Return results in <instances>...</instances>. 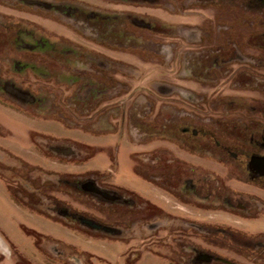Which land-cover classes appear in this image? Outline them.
I'll use <instances>...</instances> for the list:
<instances>
[{
  "label": "rangeland",
  "instance_id": "rangeland-1",
  "mask_svg": "<svg viewBox=\"0 0 264 264\" xmlns=\"http://www.w3.org/2000/svg\"><path fill=\"white\" fill-rule=\"evenodd\" d=\"M261 1L62 0L107 13L110 33L102 38L70 10L49 9L57 0H0V264H196L197 249L216 256L208 264H264V249L234 248L225 229L209 240L207 227L170 220L165 206L201 225L207 211L196 206L214 209L226 227L224 211L230 210L208 199L174 198L162 182L169 173L174 183L189 177L227 191L254 190L244 161L251 149L264 152L248 136L259 137L264 124L258 108L264 69L257 59L264 50L249 46L264 41ZM129 13L144 24L122 28L113 19ZM9 23L45 35L63 52L17 48ZM217 53L228 61L209 62ZM91 58L97 70H90ZM20 60L35 67H20ZM240 68L250 70L251 85L237 86L232 73ZM89 71L103 77L87 84ZM232 99L257 108L247 115L244 107H232ZM233 119L249 129L230 127ZM184 125L196 130L194 137L180 134ZM234 147L241 149L235 159L227 152ZM135 175L155 182V201L165 209L157 208L146 228L140 226L150 219L144 211L86 188L88 180L119 196V189H127L124 197L136 195L130 186ZM249 216L236 219L237 229L264 230L262 215L258 221Z\"/></svg>",
  "mask_w": 264,
  "mask_h": 264
},
{
  "label": "flooded vegetation",
  "instance_id": "flooded-vegetation-1",
  "mask_svg": "<svg viewBox=\"0 0 264 264\" xmlns=\"http://www.w3.org/2000/svg\"><path fill=\"white\" fill-rule=\"evenodd\" d=\"M56 1V0H54ZM128 2H132L135 3L137 1L140 0H126ZM57 4H49V9L52 7L55 8H63L65 9V11L70 10L71 13H69V16H71L73 19L77 20V22H80L83 26L89 27L90 30H96L102 33V38L106 37L108 38V34L110 33L109 29H108V24H107V19L109 18V16L107 15V13L104 12H92L89 11L88 9V4L82 5V6H66L64 4H62V0H57ZM262 3H264V0L261 1ZM68 7V8H67ZM129 16H125L122 17L120 15H116L113 17L114 20H119L121 21V25L120 26V31H123L124 29V24H128V23H143L141 20L135 18L134 14L132 15V13L128 14ZM121 18V19H120ZM9 26L7 27H11L13 28V38H12V44L15 45L17 48H20L22 50H25V47L29 46L32 49H38V50H44V49H48V50H58V51H62L63 52V46H61L58 42L56 41H50V39L45 38V35L43 34H38L36 33V31L33 30H29L25 25H20L18 23H9ZM147 29H154V27H152L150 24L147 25ZM122 27V28H121ZM119 31H116V33H118ZM134 33V32H133ZM105 44H107L105 42ZM250 48H254V49H261L264 50V41H253L250 42L249 44ZM75 48V47H74ZM73 48V49H74ZM72 50V49H71ZM233 52H237L236 47L234 49ZM217 53V55L215 54V57H213L211 60H209V62L212 63H221V62H225L228 61V58H224V57H219L220 54ZM74 56V55H73ZM231 58V57H230ZM229 58V60H230ZM259 61H261L262 67L264 69V58H257ZM95 58H91L90 60V70L93 69H98L97 64L94 62ZM106 60H109L108 58H106ZM232 60V59H231ZM208 61V60H207ZM242 61V60H241ZM18 64H21L20 67H26V66H31L32 68L35 67V65H33V63L27 62V61H17ZM102 66L105 68V70H108V62H102ZM105 64V65H104ZM249 64V63H248ZM110 65V64H109ZM264 71V70H263ZM233 78L236 80V84L240 83L239 85L237 84V86L239 87H246V85H251L250 83H252V74L250 73L249 69H236L235 71H233ZM88 76L87 80L88 82H86L87 84H92V79H99L102 78L103 76L99 75L98 73L93 74L92 71L88 72ZM93 77V78H92ZM249 82V84H247ZM94 83V82H93ZM244 83V84H243ZM95 84V83H94ZM97 84V83H96ZM95 84V85H96ZM230 103H232V107L235 109H239L241 107H244L246 110L247 115L248 114H253L254 112V108H257L256 106H254L253 103H251V101H248L246 99L244 100H238L236 99V101L234 99H232L231 101H229ZM260 112L262 114H264V103L260 104L259 107ZM256 111V110H255ZM231 124L230 127H234L237 128L238 131L243 130V131H247L249 129V127L242 122V120L240 119H233L232 121L229 122ZM259 129H260V135L259 137H255L252 133L248 134L249 136V141L251 145H255V147H260L261 150H264V124L260 123L259 125ZM190 131V133H189ZM180 134L185 135V136H195V134L197 133L195 129H191V125H184L181 130L179 131ZM237 132V131H236ZM246 133V132H245ZM239 132L236 133V135H238ZM210 136V134H209ZM184 138L185 140H187L188 138ZM211 138V137H210ZM217 146H227V145H222L220 143V141H216L215 142ZM236 148V147H234ZM226 151V150H225ZM227 152H230L232 155V158H237L238 155H241V149L236 148L235 152L234 150L232 151L230 148L227 149ZM22 158V156H20ZM241 164V163H240ZM244 166L246 168V173L249 176L250 181L247 183L248 185H250V187H252V189L250 192L247 193H243V192H237V190L234 188L229 189V191L226 190V188H221V187H212V186H207L204 185V183H200V180L198 179H191L189 177H179L178 178V182L174 183V179L175 178H171L172 175L167 173L165 175L166 178H164V180L162 182L168 184L169 183V187L171 188L168 193H170V195L172 196V194H176L178 197H186L188 199V197L190 196L191 198L197 200L196 198H201L203 200L208 199L209 202H207L208 204H213L215 205L216 203H221L222 205L226 206L228 208L227 211L225 210L224 213L227 215L225 217V222H227V226L226 227H221L220 225V218L218 217H214L212 214H216V211L212 208H201V207H196L194 206L195 209L197 210H202V211H207L206 213L202 214V219L201 220V225H196L194 222L192 221H187L188 218H186V215L181 212L176 210V212H174L172 210V207H164L167 208L166 210V215L169 216L170 220H174L176 222H180L181 224H190L191 226H197L201 231H206V228H208V233L207 234H203L204 236H207V238L209 240H216L218 239V237H220V231L221 229H225L228 231L227 233V237H228V241L231 242V244L234 246V248H240V247H245L246 249H249L251 252L252 250L258 254H261V252H263L264 249V230H259L257 228L253 229L254 232H258L257 234H248L246 232H243L239 229H237V225H236V219L237 218H241L242 217H248V215H250L249 219L250 220H254V221H258L259 220V215H262L264 217V152H257L254 149L250 150V154H249V159L246 161H244ZM120 169L118 168L117 173L119 174V176L121 178H123L121 176V173H123V170H121V164H119ZM150 167H153V165L150 164ZM128 176L132 175L130 174L131 171L130 169H128V171L126 172ZM177 180V179H176ZM195 180L197 183H195ZM87 185L86 188L91 189V192L94 193H100L102 196H104L105 198H107L108 200L110 199H114V200H120L121 203L124 205H132L133 210H137V211H144V214L146 215V217H149V221L147 219H143V220H147L148 222L140 224V226H142V228H146L148 226H150L151 224V219L152 217L155 215V210L157 208H161V210H165L163 208V204L162 203H158V201H155V191H152L153 189H157L155 182H153V184H149L148 182L146 183V181L139 179L136 177L135 175V182H133L134 185H130L133 186V189L137 190V194H135V191L133 194H128L127 197H124L123 194L124 192L127 191L124 189H119L118 193L121 194V196H119L117 193H115V189L113 188H109L106 186H94V183L91 181L87 180ZM93 184L91 185L90 184ZM141 183V185L146 189V191H144L143 189H141L137 184ZM163 183V184H164ZM123 184H131L130 182H126L123 181ZM167 187V185H166ZM167 187V188H169ZM93 190V191H92ZM171 191V192H170ZM117 194V195H116ZM113 195V196H112ZM174 197V196H172ZM175 198V197H174ZM154 199V200H153ZM55 207L56 209L59 211L60 208L57 206V204L55 203ZM239 212H238V211ZM119 213H123V208L122 210L118 209ZM219 211V210H217ZM212 213V214H211ZM244 213L245 215L243 216ZM200 214V213H198ZM258 214V215H257ZM228 219V220H227ZM89 222V221H88ZM206 224V225H204ZM226 224V223H224ZM180 226V224H177ZM105 229H109V226H105ZM112 230V229H110ZM114 230V229H113ZM247 230V229H246ZM207 232V231H206ZM240 233L239 236H237V233ZM108 235V233H107ZM106 238V237H105ZM124 241V240H122ZM183 247H186V244L184 243V245H182ZM249 251V252H250ZM193 263L196 264H202V263H212L214 257H216L215 255H213L212 253L205 251V250H201V249H197L195 251V254L193 255ZM263 257H264V253H263Z\"/></svg>",
  "mask_w": 264,
  "mask_h": 264
}]
</instances>
